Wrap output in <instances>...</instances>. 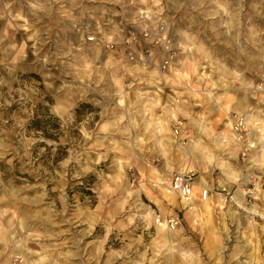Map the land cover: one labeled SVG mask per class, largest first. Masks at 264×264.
Segmentation results:
<instances>
[{
	"label": "clouds",
	"instance_id": "obj_1",
	"mask_svg": "<svg viewBox=\"0 0 264 264\" xmlns=\"http://www.w3.org/2000/svg\"><path fill=\"white\" fill-rule=\"evenodd\" d=\"M0 264H264V0H0Z\"/></svg>",
	"mask_w": 264,
	"mask_h": 264
}]
</instances>
